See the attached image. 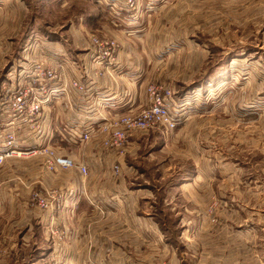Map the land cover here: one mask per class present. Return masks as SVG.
I'll use <instances>...</instances> for the list:
<instances>
[{"label":"rangeland","instance_id":"374dc122","mask_svg":"<svg viewBox=\"0 0 264 264\" xmlns=\"http://www.w3.org/2000/svg\"><path fill=\"white\" fill-rule=\"evenodd\" d=\"M78 19L86 36L130 37L147 85L173 91L175 129L135 130L123 155L102 140L114 164L106 179L126 177L125 191L145 195L138 213L154 216L133 217L129 200L107 220L108 250L80 248L69 261L71 220L58 218L69 212L67 169L20 158L0 166L11 178L0 193L20 199L0 202V264L264 261V0H28L31 35L68 38ZM42 39L29 45H50ZM105 190L110 210L115 186Z\"/></svg>","mask_w":264,"mask_h":264},{"label":"crops","instance_id":"0c3cea01","mask_svg":"<svg viewBox=\"0 0 264 264\" xmlns=\"http://www.w3.org/2000/svg\"><path fill=\"white\" fill-rule=\"evenodd\" d=\"M62 4L67 6L64 1ZM27 21L28 0H0V99L4 97L7 89L27 84L28 74L33 71L37 63L41 62L50 68H55L63 76L60 81L49 84V88L55 87L58 91L48 103L43 105L41 119L36 121L17 119L11 127L16 131V149L19 151L28 152L47 145L56 149L59 154L68 155L87 165L89 170L87 177L83 178L78 168H69L61 170L67 172L69 176L60 180L61 186L70 187L81 185L84 180V192L81 195L70 194L66 197L70 202L68 215L63 213L58 217H69L71 220V230H68V235L73 237V243L69 246L71 256L68 260L79 261L76 254L80 248L94 249V251L108 250L107 242L103 238L107 220L113 215L116 218L118 215L122 217L125 213L124 207L129 204V200H132L136 206L133 217L154 216L152 212L146 213L149 216L138 213L143 206L145 195H141L138 189L132 192L130 189L125 191L124 188L128 184L126 177H115L113 181L106 179L107 171H112L114 164L106 159L109 157L110 149L102 144L105 134L98 130L106 117L138 113L144 106L149 105L147 92L149 79H145L138 59L132 55L134 50L127 44L132 41L130 37L125 39L119 37L120 43L116 40L118 48L115 59L111 65L106 66L94 60L95 46L92 35L86 36L84 27L90 25L85 19L67 24L65 30L68 38L59 34L41 36L43 44L44 42L50 44L39 47L41 49L29 45V42L41 44V37L29 34ZM73 81H78L85 88L82 90L73 86ZM62 87H65V92ZM175 102L176 100L172 98L170 109ZM9 119L7 115L3 116L6 122ZM88 128L95 131L88 141H82V134ZM40 156L41 154L10 157L3 166L22 162L20 158H41L43 162L44 156L42 155L43 158ZM8 179L0 180V189H4V186L9 184L11 178ZM108 184L110 187L115 186L116 192L113 195L109 193L110 199L113 200V209L105 210V203L109 202L105 190ZM118 187L121 188L119 192H117ZM15 198L19 199L16 195L0 193V202ZM111 248L124 249L122 245L113 243ZM94 260L98 259L91 257L82 259V261ZM99 260L102 261L103 258ZM213 262L263 264L264 261Z\"/></svg>","mask_w":264,"mask_h":264},{"label":"built area","instance_id":"2783aa9c","mask_svg":"<svg viewBox=\"0 0 264 264\" xmlns=\"http://www.w3.org/2000/svg\"><path fill=\"white\" fill-rule=\"evenodd\" d=\"M95 46L94 60L102 65L109 66L115 59L118 43L115 39L102 36L92 37ZM62 74L55 68H50L44 63L34 65L32 72L28 74L27 84L14 89H7L4 97L0 99V166L10 157L21 155H37L44 156V161L49 170H57L58 168H78L84 175L89 173L87 165L76 161L75 159L59 154L56 149L51 146H41L28 152H22L16 149V131L11 125L15 120L36 121L43 117V105L53 98L57 88H49L51 82H58L62 79ZM73 86L80 89L85 87L78 81H73ZM65 92V87H62ZM149 105L144 106L138 113L134 114H117L104 118L102 125L98 130L106 136L103 143L106 147L118 151L121 155L127 150L129 134L135 130H146L157 126H164L168 129H175L179 121L170 111V101L173 91L170 87H156L149 85L147 87ZM10 117L9 121L3 120V116ZM11 127V129H10ZM39 127V125H38ZM97 130V131H98ZM95 130L88 128L82 134V141H88ZM83 189L82 185H76L71 188L70 194L78 195ZM42 205H47V197L36 196Z\"/></svg>","mask_w":264,"mask_h":264}]
</instances>
